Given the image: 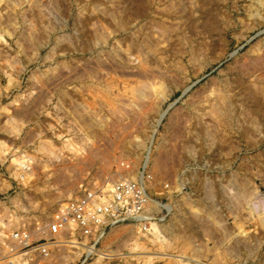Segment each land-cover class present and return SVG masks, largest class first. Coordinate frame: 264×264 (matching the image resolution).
<instances>
[{"label": "rangeland", "instance_id": "1", "mask_svg": "<svg viewBox=\"0 0 264 264\" xmlns=\"http://www.w3.org/2000/svg\"><path fill=\"white\" fill-rule=\"evenodd\" d=\"M142 162L151 226L38 261L264 264V0H0V264L8 231Z\"/></svg>", "mask_w": 264, "mask_h": 264}, {"label": "built area", "instance_id": "2", "mask_svg": "<svg viewBox=\"0 0 264 264\" xmlns=\"http://www.w3.org/2000/svg\"><path fill=\"white\" fill-rule=\"evenodd\" d=\"M145 167L142 162L131 176H119L108 184L84 186L77 194L57 203L49 217L36 222L35 229L8 231L2 247L9 263L15 264L14 258L19 255L29 256L41 264L39 258L48 256L53 248L69 244L71 239L65 235L72 231L86 236L116 223L145 226L158 206L157 200L145 190L149 176Z\"/></svg>", "mask_w": 264, "mask_h": 264}, {"label": "bare ground", "instance_id": "3", "mask_svg": "<svg viewBox=\"0 0 264 264\" xmlns=\"http://www.w3.org/2000/svg\"><path fill=\"white\" fill-rule=\"evenodd\" d=\"M155 203H156L157 205H163V206L166 205L165 203H160L159 201H156ZM149 223H150V226H151V224L154 223V222L150 221ZM155 224H156V223H155ZM89 249H90V248H89Z\"/></svg>", "mask_w": 264, "mask_h": 264}]
</instances>
